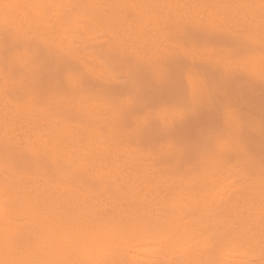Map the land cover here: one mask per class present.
<instances>
[{
    "label": "snow or ice",
    "instance_id": "obj_1",
    "mask_svg": "<svg viewBox=\"0 0 264 264\" xmlns=\"http://www.w3.org/2000/svg\"><path fill=\"white\" fill-rule=\"evenodd\" d=\"M0 97V264H107L60 257L145 221L158 264L264 255V0H0Z\"/></svg>",
    "mask_w": 264,
    "mask_h": 264
},
{
    "label": "bare ground",
    "instance_id": "obj_2",
    "mask_svg": "<svg viewBox=\"0 0 264 264\" xmlns=\"http://www.w3.org/2000/svg\"><path fill=\"white\" fill-rule=\"evenodd\" d=\"M4 2L26 3L30 2V0H4ZM189 2L192 1L190 0ZM1 102L0 119L3 123L4 104L2 105ZM17 128H19L18 124ZM21 130L22 132L24 131V129ZM72 131L68 130L70 134ZM12 175H14L13 171L0 170V184ZM16 179L18 180L19 177H16ZM227 184L228 179L224 177L221 190L227 187ZM4 199L5 194L0 191V204H2ZM16 207L19 209V205ZM170 219L172 218L153 217L151 221L152 223H167ZM183 224L192 235H196L200 231L198 228L199 223L195 219L189 217ZM128 232L127 239L115 242L111 247L106 248L102 252L82 251L77 254L62 255L60 258L74 261L96 259L106 261L107 264H158V262H165L176 258L170 251V245L166 241V234L155 231L149 226L148 221L129 225ZM190 258L204 259L209 261L210 264H264V255L261 254L258 248L253 250L237 247L235 249L209 250L202 256Z\"/></svg>",
    "mask_w": 264,
    "mask_h": 264
},
{
    "label": "rangeland",
    "instance_id": "obj_3",
    "mask_svg": "<svg viewBox=\"0 0 264 264\" xmlns=\"http://www.w3.org/2000/svg\"><path fill=\"white\" fill-rule=\"evenodd\" d=\"M190 0H184V2H189ZM192 2H194V1H196V2H198V0H191ZM209 2H212V0H209ZM259 57H260V53H259V51H257V53H256V58L257 59H259ZM1 100H2V102H1ZM0 102H1V104L3 105L4 104V98L3 97H0ZM3 109V108H2ZM19 131H21L22 132V130L20 129V128H17ZM68 130H73L70 126H69V128H68ZM8 138L7 137H5V139H4V136H3V123H2V120L0 119V148H2L3 147V144L5 143V141L7 140ZM0 170H4V171H12V170H10V169H7L6 167H4V165H3V163L2 162H0ZM227 178V177H226ZM226 195H225V198H227V193H225ZM190 218H192V219H195V220H197L196 219V217L195 216H192V217H190ZM198 221V220H197ZM199 223V222H198ZM201 224L199 223V229H201Z\"/></svg>",
    "mask_w": 264,
    "mask_h": 264
}]
</instances>
